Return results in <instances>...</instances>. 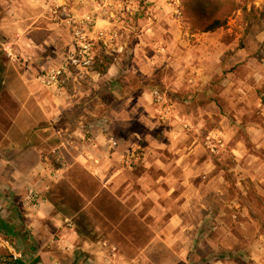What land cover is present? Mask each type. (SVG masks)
Segmentation results:
<instances>
[{"label": "rangeland", "instance_id": "374dc122", "mask_svg": "<svg viewBox=\"0 0 264 264\" xmlns=\"http://www.w3.org/2000/svg\"><path fill=\"white\" fill-rule=\"evenodd\" d=\"M94 1L102 15L119 20L115 41L97 39L95 46L99 61L104 56L111 58L107 83L117 80L118 85L114 97L83 102L87 110L96 112L97 119L91 125L108 133L115 131L117 138L142 126L137 117L141 112L147 123L160 131L179 125L178 134L171 139L183 141L187 147L194 145V161L207 162L191 171L199 175L193 186L201 193L190 199L185 218L195 225L210 220L204 229L183 232L186 239L197 241L192 255L205 264L216 260L264 264V0H249L246 11L238 10L227 27L214 33L195 31L183 14L181 0H165L171 3L166 6L151 0ZM86 7L94 9L91 2ZM60 9L75 13L70 8ZM107 46L109 50L122 48L107 53ZM207 60L211 65L203 66ZM87 75L78 81L82 91L93 82ZM17 76L8 60L0 58V145L18 139L30 126L46 130L51 124L50 136L39 134L38 148L54 165L68 167L64 180L49 183L53 216L43 226L53 234L47 224L67 220L90 238H109L126 253L136 246L128 240L147 242L153 231L141 220L137 223L136 216L74 162L75 151L57 153L60 138L80 146L71 132L79 110L73 109L60 123L39 118L36 106L26 103V90L18 85ZM142 88L156 89L162 100L157 102L153 96L139 99ZM24 110H28L25 116L21 114ZM1 170L9 178L11 168L2 166ZM8 195L0 199V219L10 226H24L21 213L9 216ZM77 208L81 209L76 213ZM157 249L169 262L171 255L166 249Z\"/></svg>", "mask_w": 264, "mask_h": 264}, {"label": "crops", "instance_id": "0c3cea01", "mask_svg": "<svg viewBox=\"0 0 264 264\" xmlns=\"http://www.w3.org/2000/svg\"><path fill=\"white\" fill-rule=\"evenodd\" d=\"M90 2L94 9L86 7ZM151 2L157 6L171 4L165 0ZM98 5L94 0H0V45L10 51L11 57L4 54L17 72L18 85L26 90V103L36 106L39 118H53L54 123H60L68 119L73 109L79 110L77 125L71 132L80 146H73L60 138L57 153L64 154L62 151L68 149L75 151L72 156L74 162L98 180L127 208L129 214L136 216L137 223L141 220L146 224L153 231L151 238L147 242L137 241V244L134 240H128L130 245L136 246L131 253H126L122 246L107 237L80 235L74 224L67 220L61 224L48 222L47 226L53 228V234L43 226L53 216L54 206L48 198L52 188L49 183L64 180L68 171L65 164L54 165L50 156L43 155L38 148L39 134L50 136L51 124L46 130L34 125L28 127L24 134L37 135L33 144L13 149L8 158L0 156V199L8 193L7 197L10 198L5 201L8 203L9 216L12 212L22 214L23 228L31 233L30 239L37 242L34 259L38 257L39 264H205L204 260L197 261L191 253L197 241L186 239L183 232L203 228V222L198 225L189 223L185 213L190 207V199L201 193L198 188L195 191L193 186L199 175L191 171L193 167H203L207 162L194 161V145L187 147L188 144L183 141L177 143L171 139L173 134H178L179 125L170 126V131H160L147 123L146 115L142 112L137 115L142 126L126 137L117 138L114 136L115 131L108 133L101 126L91 125L97 119L96 112L87 110L83 102L93 98L96 100L99 89L107 84L105 78H108V70L99 74L92 69L87 76L93 82L87 91L78 87L81 82H73L65 95L52 92L39 81V75L61 64L73 47L70 27L59 16L60 8H70L79 17L90 16L94 25L92 36L111 41L112 35L117 33L115 26L119 20L102 15ZM108 48L111 47L107 46V53L119 51V48ZM137 48L134 49L136 57ZM209 63V60L203 61L202 65L209 66ZM154 91L156 89L142 88L138 98L152 97ZM27 112L24 110L21 114L25 116ZM2 166L11 168L9 178L3 176ZM29 184L31 188L27 189ZM30 189L36 190L41 198L39 205L34 208L20 204ZM147 218L148 223L145 221ZM99 230L95 228V232ZM159 246H163L171 255L169 262L160 254L157 249ZM4 253L10 252L1 246L0 264H13L2 256ZM24 259L27 264L33 260L25 256ZM209 263L223 264L220 260Z\"/></svg>", "mask_w": 264, "mask_h": 264}, {"label": "trees", "instance_id": "16d2710c", "mask_svg": "<svg viewBox=\"0 0 264 264\" xmlns=\"http://www.w3.org/2000/svg\"><path fill=\"white\" fill-rule=\"evenodd\" d=\"M248 2L249 0H181V6L183 14L187 19L191 20L192 28L195 31L201 33H214L221 28L227 27L229 19L234 16L238 10L241 9L246 11ZM254 8L255 6L252 5V10H254ZM261 13L264 14V6ZM0 58L3 61H7V57L4 54L1 45ZM110 65L111 58L109 56H104L101 61H99L96 57L93 67L97 73L104 74ZM117 85V80L107 83L104 87L99 89L96 98H101L105 101L107 95L114 97L115 91H117ZM92 100L94 101L95 98ZM83 105L87 107L86 103H83ZM36 137L37 135L33 133L24 134L11 145L2 146L0 148L2 152V155H0L1 158H8L10 155L9 152L13 151V149H21L28 144H33ZM80 209L81 208H77L76 213ZM207 222L204 221L203 223L206 224ZM204 224L202 229H204ZM78 233L82 235L84 234V231L78 230ZM0 234L4 239L10 241V243L22 253V257L17 260H13L10 253H4L2 255L3 257L13 264H27L24 259L25 256L30 259L33 258L32 262L28 264H39V258L36 257L34 259L37 245L32 239H30V232H24L22 225L10 226L6 223V221L0 219Z\"/></svg>", "mask_w": 264, "mask_h": 264}, {"label": "built area", "instance_id": "2783aa9c", "mask_svg": "<svg viewBox=\"0 0 264 264\" xmlns=\"http://www.w3.org/2000/svg\"><path fill=\"white\" fill-rule=\"evenodd\" d=\"M64 9L60 15L65 23L71 28L73 37V47L65 56L64 61L53 66L39 75V81L52 92L58 95H65L68 92L69 86L73 82H78L92 70L96 61V40H102V37L94 38L92 36L93 21L90 16H77L76 14L67 13ZM60 17V18H61ZM118 37L114 33L110 38L115 41ZM4 52L11 57V53L7 48H3ZM121 50V47L119 48ZM153 96L157 102L162 100V95L159 91H154ZM116 143H114L115 145ZM39 193L30 189L28 194L23 198L22 204L24 207H37L40 201ZM4 246L8 249L13 257L17 260L22 257L21 251L15 249L10 241L0 236V247Z\"/></svg>", "mask_w": 264, "mask_h": 264}]
</instances>
